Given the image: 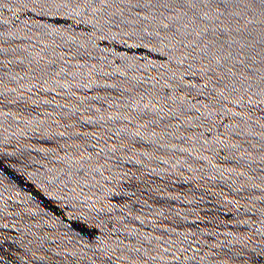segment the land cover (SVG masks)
<instances>
[{
    "label": "water",
    "instance_id": "1",
    "mask_svg": "<svg viewBox=\"0 0 264 264\" xmlns=\"http://www.w3.org/2000/svg\"><path fill=\"white\" fill-rule=\"evenodd\" d=\"M0 264H264V0H0Z\"/></svg>",
    "mask_w": 264,
    "mask_h": 264
}]
</instances>
